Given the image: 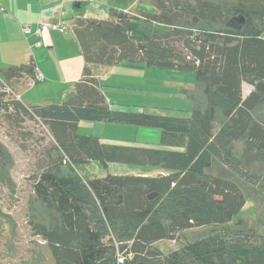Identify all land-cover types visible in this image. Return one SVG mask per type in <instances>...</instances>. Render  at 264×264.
Here are the masks:
<instances>
[{
    "label": "trees",
    "instance_id": "trees-1",
    "mask_svg": "<svg viewBox=\"0 0 264 264\" xmlns=\"http://www.w3.org/2000/svg\"><path fill=\"white\" fill-rule=\"evenodd\" d=\"M152 2L155 14L139 19L113 11L112 22L85 20L84 6L73 3L70 17H77L73 33L84 62L192 74L203 87L205 108L191 109L189 117L112 110L104 86L87 68L64 102L31 110L14 104L8 119L41 121L72 170L61 175L54 162L35 178L33 194L51 221L32 224L33 235L45 242L53 264H264V232L242 220L232 224L246 195L230 178L211 173L218 163L264 200V120L255 116L264 106V6L231 9L201 2L166 8L161 0ZM186 17L205 28L179 30ZM235 19L242 25L233 31ZM0 78L10 84L24 78L40 82L32 60L2 69ZM243 84L252 88L245 98ZM82 121L158 129L159 143L155 148L106 144L79 134ZM5 152L0 143L8 184ZM92 162L103 169L158 167L162 174L84 179L74 169ZM260 221L264 225V214ZM201 227L211 230L167 254L155 247Z\"/></svg>",
    "mask_w": 264,
    "mask_h": 264
},
{
    "label": "rangeland",
    "instance_id": "rangeland-1",
    "mask_svg": "<svg viewBox=\"0 0 264 264\" xmlns=\"http://www.w3.org/2000/svg\"><path fill=\"white\" fill-rule=\"evenodd\" d=\"M161 1L164 2L166 8L167 6L172 8L175 4L182 5L185 3L195 4L201 2L217 3L219 6L226 5L231 9L247 7L250 3H255L259 7L264 6V0ZM56 3L57 9L58 6L60 8L63 7L70 16L74 14L72 10L73 3L82 4L84 6L83 18L85 20L112 22L114 21L113 11L123 12L139 19L156 13L155 4L152 0H68V2L63 4L61 0H57ZM53 13L54 11L51 10L48 12V15L42 14L41 16L39 14L40 20H42L39 24L54 26L52 22V24L47 23L48 21L50 22L47 18L50 14L52 16ZM235 17L238 18V16ZM76 18L63 21L66 26V29L63 31H59L56 28L48 30H53L50 32L53 49L49 50L45 43L42 45L41 51L33 49L34 61H36L39 72L42 73L41 75L46 80L40 81L30 88L25 85L23 86V83L17 87L12 83L21 96L22 101L28 105L44 107L53 103H61L65 98L68 100L74 95L75 82L72 79L79 75L81 76L83 64L81 51L73 33L74 19L76 20ZM182 20L178 23L179 30L190 32L205 28L202 22L199 23L189 17ZM241 25L242 23L235 19L231 22V29L236 31ZM4 33V29L2 28L1 30L0 28V58L10 63L9 59L15 55L8 54L4 50L6 43L4 42ZM262 38L264 39V33L262 34ZM180 49L184 53L186 52L183 45L180 46ZM7 65L0 63V72ZM85 66L88 69L94 70V76L100 78L108 76V79L103 81L105 83V88L103 89H108L107 93L111 97L109 105H111L110 109L112 110L189 117L191 109L202 110L205 108L206 99L203 94V87L195 83L192 74L146 69L143 74L139 73L137 75L135 72H123L122 68L126 70L124 65H117L114 71L115 74H112L113 71L110 68L99 67L100 71H98L95 65L84 64ZM138 80L142 82L146 81L147 86H151L146 95L137 91L136 88L134 90L133 87L130 91L123 86H118L119 89L110 88V86H115L114 83L118 84V82L137 86L141 83ZM251 90L252 88L248 85H243V97L245 98ZM141 95L142 99H140ZM139 100V105L133 104ZM143 100H145V103H141ZM124 103L129 104V106L124 105ZM26 107L29 110L34 108L27 105ZM255 116L261 121L264 120V106L255 111ZM97 125L102 127L104 124L82 121L79 123L78 133L97 135L103 143H108L109 140H112L113 142L110 143L117 144L118 142L114 138L121 136L126 138L120 144L122 146L155 148L159 143L160 131L158 129L107 125L106 131L102 132V129L98 130V128H94ZM111 128L124 129L115 131ZM135 136H137L136 139ZM0 143L4 146L5 153L8 155L5 163H8L9 175V182L7 184L2 177L1 170L3 167L0 162V264H53L45 242L33 235L31 229L32 224L49 225L51 221L49 212L44 209L33 194V183L35 178L54 162L59 166L61 175H69L72 170H69L70 168L65 158L56 148L55 141L48 127L36 118L24 116L17 121H12L10 118L4 121L0 119ZM74 169L84 179L102 178L107 174L135 175L139 173H147L150 177H155L156 174L162 173L158 167H140L122 164H110L108 169H103L96 162L79 165ZM261 170V166L254 164V172L260 173ZM211 173L230 178L239 185L246 195V203L232 224L238 220H242L244 224L256 227L261 232H264V225L260 221L261 216L264 214V200L262 197L257 195L251 186L231 177L225 168L216 162L213 164ZM210 230L211 228L208 227L187 230L177 235L174 241L161 240L155 243V247L164 254H167L188 242L205 237Z\"/></svg>",
    "mask_w": 264,
    "mask_h": 264
},
{
    "label": "crops",
    "instance_id": "crops-1",
    "mask_svg": "<svg viewBox=\"0 0 264 264\" xmlns=\"http://www.w3.org/2000/svg\"><path fill=\"white\" fill-rule=\"evenodd\" d=\"M56 2H57V0H0V28H1V30L3 28L5 31V33H4L5 34V41L4 42H6L4 50L8 54L15 55V56H12L11 59H9L10 63H7V62L3 61L2 58H0V63L8 64L6 67H4V69L9 68V67H13V66L28 64L31 60L36 65V61H34L33 49L35 48V49H39V51H41V49H42L41 47L44 43L46 44V46H48L49 50L53 49L52 36L50 35V32L53 30H50V31L46 30L45 32H43V35L41 36V38L37 39L32 34L24 35L22 28L27 26V27H30V29L32 31H34L39 26V23L42 21V20H40L39 14L41 16H42V14L48 15V12H50L51 10H53L54 13L52 14V16H50L51 14L49 15V17L47 19L50 20V22L48 21L47 23H49V24L54 23L53 25L58 24L60 7L58 6V9H57V3ZM1 10H3V11H1ZM65 18H67V15ZM5 24H7V25H5ZM79 49H80V47H79ZM81 56H82V53H81ZM82 59H83V57H82ZM84 64H85V62L83 59L81 76L79 75L80 77L77 76L76 78L72 79L75 82L74 83V90H75L76 83L79 82L83 77L84 69L87 68L86 66L84 67ZM95 67H97V70L100 71L99 67H103V66L95 65ZM115 67H117V66L105 67V68L106 69L110 68L114 72ZM125 67H126V70L123 68L121 70L123 72H126V73H134L135 72L138 75L139 73L143 74L146 71L145 68H139V67L138 68H132V67H127V66H125ZM88 70L90 71L92 78L96 79L98 82H100L104 86L105 83H103V81L107 80L108 76L106 78H105V76H103V78H100V77L93 75L94 70H92V69H88ZM113 72H112V74H115V72L114 73ZM36 73L38 76H40L42 78L43 81L46 80L41 75L42 73L39 72L37 65H36ZM140 79H142V78H140ZM19 81L20 82L14 83L16 85V87L19 85H22L21 83H23V86L25 85L28 88L32 87V85L28 86L27 83H29V81L26 80V78H24L22 81L21 80H19ZM139 82H141V83L138 84L137 86H133V85L127 84V83L123 84V82H121V83L118 82V84L114 83L115 86H110V88L119 89L118 86H123L128 91H130V90H132L131 88L133 87L134 90L137 89V91L141 92L143 95L144 94L146 95L148 92V89L151 86L148 87L146 81L145 82L139 81ZM243 85H245V84H243ZM243 85H242V87H243ZM107 88H109V87L107 86ZM107 91H108V89H102V92L104 94L106 102L109 105L111 102V99H110L111 97H110V94L107 93ZM150 91H151V89H150ZM140 99H142V95H141ZM65 100H66V98L62 102H64ZM139 102H140V100L135 101V103H133V104L139 105ZM141 103H145V100H143ZM24 104L27 106H33V107L39 106V105H28L26 102H24ZM124 105L129 106V104H126V103H124ZM110 106L111 105H109V108H110ZM39 107H41V106H39ZM94 128H98V130L102 129V132H105L107 125H103L102 127L97 125V126H94ZM111 129H114L115 131L116 130L120 131V129H124V128H111ZM89 135H91V134H89ZM93 136H97V135H93ZM136 137L137 136H135V139H136ZM114 139L117 140L118 144L117 143H110V142H113L112 140H109V142L106 144L122 146L120 144L123 143L124 140H126V138H123L121 136H117ZM161 174L162 173H158V174H156V176L161 175ZM125 175H128V174H125ZM135 175L146 176L148 174L147 173H139V174H135ZM148 176H150V175H148ZM152 176H154V175H152Z\"/></svg>",
    "mask_w": 264,
    "mask_h": 264
},
{
    "label": "built area",
    "instance_id": "built-area-1",
    "mask_svg": "<svg viewBox=\"0 0 264 264\" xmlns=\"http://www.w3.org/2000/svg\"><path fill=\"white\" fill-rule=\"evenodd\" d=\"M62 4L68 2V0H61ZM3 11V10H1ZM72 11V10H71ZM70 13V12H69ZM72 13V12H71ZM67 15V18H65ZM69 14L62 7L59 12V22L58 24L51 26L47 24H39V26L32 31L30 27H23L22 31L24 35L32 34L35 38L40 39L42 36V32L44 30H49L50 28H56L59 31H63L66 29V26L63 21L69 19ZM38 81H42V78L38 76ZM28 86H31L32 83H27ZM19 103L23 104L21 96L18 94V91L14 87V85L6 82L4 79L0 78V119L7 120L9 115L15 113L14 104Z\"/></svg>",
    "mask_w": 264,
    "mask_h": 264
},
{
    "label": "water",
    "instance_id": "water-1",
    "mask_svg": "<svg viewBox=\"0 0 264 264\" xmlns=\"http://www.w3.org/2000/svg\"><path fill=\"white\" fill-rule=\"evenodd\" d=\"M74 7H75V8H78V7H79V4H75Z\"/></svg>",
    "mask_w": 264,
    "mask_h": 264
}]
</instances>
